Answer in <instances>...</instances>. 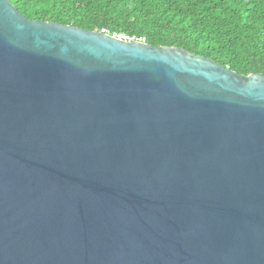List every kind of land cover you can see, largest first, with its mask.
Instances as JSON below:
<instances>
[{
  "label": "water",
  "instance_id": "1",
  "mask_svg": "<svg viewBox=\"0 0 264 264\" xmlns=\"http://www.w3.org/2000/svg\"><path fill=\"white\" fill-rule=\"evenodd\" d=\"M0 264H264V75L0 0Z\"/></svg>",
  "mask_w": 264,
  "mask_h": 264
},
{
  "label": "trees",
  "instance_id": "2",
  "mask_svg": "<svg viewBox=\"0 0 264 264\" xmlns=\"http://www.w3.org/2000/svg\"><path fill=\"white\" fill-rule=\"evenodd\" d=\"M27 19L178 47L264 75V0H9Z\"/></svg>",
  "mask_w": 264,
  "mask_h": 264
}]
</instances>
